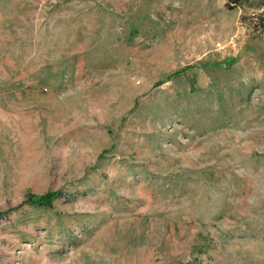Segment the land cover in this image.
Segmentation results:
<instances>
[{
  "label": "rangeland",
  "instance_id": "obj_1",
  "mask_svg": "<svg viewBox=\"0 0 264 264\" xmlns=\"http://www.w3.org/2000/svg\"><path fill=\"white\" fill-rule=\"evenodd\" d=\"M262 3L0 0V264H264Z\"/></svg>",
  "mask_w": 264,
  "mask_h": 264
},
{
  "label": "trees",
  "instance_id": "obj_2",
  "mask_svg": "<svg viewBox=\"0 0 264 264\" xmlns=\"http://www.w3.org/2000/svg\"><path fill=\"white\" fill-rule=\"evenodd\" d=\"M262 6H264V3H262ZM61 191L56 190V191H46L45 193L41 195H28L24 199L25 204H30V205H48L51 203L52 200L60 196Z\"/></svg>",
  "mask_w": 264,
  "mask_h": 264
}]
</instances>
